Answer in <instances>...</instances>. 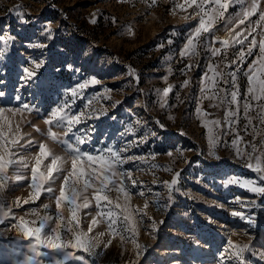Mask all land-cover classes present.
I'll use <instances>...</instances> for the list:
<instances>
[{"label":"rangeland","instance_id":"374dc122","mask_svg":"<svg viewBox=\"0 0 264 264\" xmlns=\"http://www.w3.org/2000/svg\"><path fill=\"white\" fill-rule=\"evenodd\" d=\"M258 3L264 8V0ZM247 7V0L230 5L225 19L238 22V14ZM198 12L186 0H0V32L4 36L0 41V91L5 93L3 101L8 102H0V107H21L14 99L20 95L24 103L35 108L16 116L5 113L13 122V132L22 137L20 144L27 140L46 143L53 154L70 160L69 148L60 141L71 143V134L66 126L47 122L51 110L64 101L72 104L70 115L80 111L91 115L87 123L95 127L92 146L97 149L122 147L147 136L145 143L123 154L135 159L118 166L120 171L131 172L130 178H124L127 196L118 191V185H110L104 193L111 204L101 201L97 205L94 189L85 194L89 208L80 210L77 227L99 245L91 253H77L85 255L88 264H222L219 257L228 261L222 248H227L229 239L234 244L251 246L242 264H264V197L239 185L226 184L235 177L255 180L253 186L264 187V180L259 179L264 173L254 171L257 160L264 166V124L259 116L264 101L251 100L245 76L249 65L260 59L258 45L264 37L257 34L259 27L255 33H245L248 40L256 38L258 44L237 71V102L241 107L230 122L228 113L235 111L236 104L229 105L227 100L236 87L228 73L236 69L230 62L240 46L230 44L226 57L223 52L211 57L210 50L202 47L205 36L214 47H222L218 40H231L221 19L211 32L202 35L195 54L182 56L186 39L198 26ZM258 17L259 12L250 19L256 21ZM229 27L235 33L249 25L246 21L245 25L236 27L233 23ZM29 42L46 47L33 48ZM247 45L246 40L245 52ZM33 61L43 62L37 70L42 76L25 88L24 69L34 68ZM209 65H215L222 74L215 88ZM92 79L98 83L91 84ZM186 79L188 85L182 86ZM224 79L229 84H224ZM86 82L88 86L79 90L78 97H71L70 89ZM169 86L172 91L164 97L163 90ZM246 98L251 104L247 117L243 109ZM215 120L220 121L219 126L211 123ZM157 121L164 127H158ZM129 127L134 131L126 132ZM209 127L213 129L211 134ZM50 131L56 132L59 140H52L47 134ZM153 132L155 136L150 135ZM213 150L215 156L210 154ZM38 151L36 144L20 150L17 156L29 162V169H20L26 178L9 180L0 194L12 208V216L0 223V264H24L29 255H34L29 247L34 238L25 237L14 227L18 224L16 217L34 221L30 227L39 223V217L30 214L33 208L40 216L56 218L55 199H49L48 193L32 200L30 167ZM247 163L253 164L252 170L247 169ZM17 167L9 168V176H14ZM176 172H180L178 185L169 191L167 184L176 178ZM61 183L57 180L53 187L58 190ZM237 199L252 201L253 205L237 204ZM45 203L50 205L47 212L43 209ZM61 211L70 218V206ZM109 211L112 217L106 215ZM233 212H251L255 222L249 225ZM129 214L132 220L125 225L124 216ZM93 218L97 220L95 225L91 223ZM133 224L135 232L131 230ZM90 226L93 231L88 233ZM69 238L62 231V239ZM133 240L140 245L136 251ZM39 251L41 264H52L53 259L60 258L51 249L41 247ZM137 251L141 253L138 257Z\"/></svg>","mask_w":264,"mask_h":264},{"label":"snow or ice","instance_id":"6c2138e0","mask_svg":"<svg viewBox=\"0 0 264 264\" xmlns=\"http://www.w3.org/2000/svg\"><path fill=\"white\" fill-rule=\"evenodd\" d=\"M245 0H186L188 5H195L199 12L197 15L200 16L198 26L195 27L194 31L191 32V35L186 39V44L184 45L182 56H187L190 52L195 54L197 43L200 41V38L203 34H207L212 31L213 26L217 20L224 19V27L228 32V36L231 37L225 38L223 40L216 41L220 43L222 47L211 46L208 42L207 37L204 38V43L202 47L208 51L210 50L211 57H219L222 52L225 57L227 55V49L231 45H239L240 50L235 59L230 62V64L236 65V69L229 72L228 76L231 78V84L236 87V90L230 92V99L227 100L229 105L236 104L235 111H229L228 118L231 122L232 117H237L240 110V104L238 101L239 90L237 86V71L241 68L243 62L246 61V58L253 55V48L257 46L258 42L256 38L248 40V35L255 33L257 27L261 30L257 33L261 37H264V8H260L258 0H247L248 7L245 10H242L238 14V22L232 19H225V13L230 5L243 4ZM214 5V7H213ZM183 8L184 5H179ZM259 12V17L256 21H252L250 18ZM23 15V14H21ZM248 22L249 27L243 29L242 31H237L233 33L229 25L236 23V27L240 25H245V22ZM50 32L51 29L49 28ZM247 33V34H245ZM243 37V38H241ZM4 40L3 33L0 32V41ZM248 41L247 51H244L245 41ZM171 43V40H169ZM29 46L33 48H44V44H35L29 42ZM258 52L260 59L258 61H253L249 65L248 72L245 73L248 86L246 88V93L251 97L253 101H264V79H260L259 76H264V39H262L258 45ZM34 64V68L31 70L25 68L24 72L26 75L23 77L24 87L27 88L34 81L41 78L42 74H38L37 70L43 66V62ZM68 68H72V65H67ZM188 68L191 65L187 66ZM209 70L214 74L212 76V87H216L218 78H222V74L217 71L215 65H209ZM184 71L183 69L181 70ZM205 79H207V73L203 74ZM91 84L98 83L97 80L92 79ZM189 81L186 79L183 82L182 86H187ZM224 84H229V80L224 79ZM88 86V82L80 83L77 87L70 89L71 97H78L79 90H82ZM207 85H205L206 90ZM172 91V86L163 90V96L167 97ZM221 91H224L221 89ZM5 93L0 91V102H3L5 105L7 101H3ZM15 100L20 102L21 107H0V194H2L3 189L6 187V184L9 180L14 179L15 181L25 180V175L21 174L20 169H29V162L26 161L23 157H18L17 154L21 149L28 150L32 147L33 144H36L39 151L34 157V163L30 167V180L32 192V200H39L42 193H48L49 199H55V211L56 218L54 219L53 215H44L40 216L39 211L35 208L32 209V215L39 217L38 226L30 227V222L24 217H16L18 224L14 225L23 235L28 238H34V243L30 244L31 252L34 255H29L24 264H30L32 261H36V264H41L39 257L41 253L39 249L41 247L46 249H51L53 252L57 253L60 258L53 259L52 264H68L69 261L83 262V264H88L85 255L77 254L78 252L82 253H91L93 248L98 247V243H93L91 239L86 238V234L78 230L80 225V210L89 208V199L85 195L88 193L89 189H94L93 195L95 197V203L100 205L101 201H108L109 197L105 195V191L109 189V186L113 187L119 186L118 191L125 193L127 192L124 187V178L131 177V172H124L118 170V166L124 165L129 161L135 159L134 156H126L123 154L130 151L132 147H139L147 140V136L141 137L138 141H129L123 144L122 147H109L102 146L97 149L93 145V134L95 132V127L87 123L88 119L91 118V115H86L85 112L80 111L77 115H70V112L73 111L72 104H69L68 101H64L62 104L53 108L50 112V119L47 121L49 124H52L53 121L56 122L57 126L67 128V133L71 134L70 142L60 141L63 146L69 148L71 152V159L65 160L59 155L53 154L49 149L46 143L35 142L32 140H27L25 143L20 144L19 141L22 139L18 132H13V122L9 119L5 113H10L12 116L17 114H22L23 112H32L35 111L33 106H30L24 103L22 96L17 95L14 97ZM75 103V101H73ZM166 104V101H165ZM165 106V105H162ZM251 107L250 102L246 98V102L243 105L244 115L248 116L249 108ZM199 112L200 110L197 109ZM260 122L264 124V105L260 106L259 110ZM157 126L163 128L164 125L156 122ZM208 122L206 121V124ZM211 123L219 126L220 121L215 120ZM251 124V120H249ZM83 125L82 127H80ZM17 130H19V124L16 125ZM39 131V129H37ZM134 131L133 128L129 127L126 129V132ZM213 129L208 128L209 134H211ZM52 140H59V137L56 132L47 133ZM150 135L155 136L153 132ZM210 142L215 148V140L212 139L211 135L209 136ZM76 146L73 147L72 144ZM233 144H236V141H232ZM83 146V147H82ZM91 147V151L88 150V147ZM255 151V148H253ZM211 155L215 156L216 153L213 150ZM241 155L239 151L236 153ZM168 155H172L171 152ZM219 159V157H216ZM249 160L252 159L251 156L248 157ZM45 161H48L45 164ZM13 165L18 167L14 170V176H9V168ZM42 167L44 170H41ZM247 169L252 170L253 164L247 163ZM255 173H264V166H262L260 160H257L254 168ZM176 178L172 179L167 187L169 191L173 189L174 186L178 185L180 172L175 173ZM259 179L264 180V176L259 177ZM57 180H62V183L57 190L53 187ZM132 185L136 184L135 180L131 181ZM256 183L252 179H237L233 177L226 181L227 185H239L240 187L249 190L251 193L257 194L260 197H264V187L253 186ZM179 191V188H176ZM58 191V194H56ZM83 199V202L78 201ZM172 196H168V200L172 201ZM17 203V202H13ZM24 203H29L28 200H25ZM235 203L251 207L253 205L252 201H242L237 199ZM70 206L71 215L70 218H66L61 211L65 206ZM18 206V203H17ZM117 208L120 205H116ZM147 207V205H145ZM43 209L47 212L50 209V205L45 203L43 204ZM104 215L103 212L100 213ZM108 217H112L113 213L111 211L107 212ZM232 215L239 217L241 220L246 221L249 225L255 222L254 217L251 212L245 214L242 212H233ZM12 216V208L7 206V203L3 200L2 195H0V223L4 220L9 219ZM132 220V216H124L125 225L127 222ZM92 225L97 223L95 218L91 221ZM114 223V222H113ZM153 228H155V223H153ZM46 230V231H45ZM131 230L135 232V225L133 224ZM62 231L66 232L70 238L67 240L62 239ZM93 228L90 226L88 228V233H91ZM123 240L124 237L122 236ZM134 251L139 249L140 245L136 244ZM227 248H222V252L228 254V261H225L224 257L221 256L219 259L222 264H229V261H232V264H242L244 261V254L249 253L250 245L244 244L243 246L239 244H234L230 239L227 241ZM138 251L136 252L137 257L140 255ZM47 255V253H44ZM235 258V260H233ZM264 258V257H262Z\"/></svg>","mask_w":264,"mask_h":264}]
</instances>
